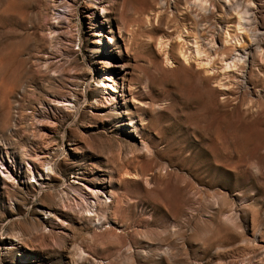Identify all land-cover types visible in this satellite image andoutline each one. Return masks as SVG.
<instances>
[{"label": "rangeland", "instance_id": "obj_1", "mask_svg": "<svg viewBox=\"0 0 264 264\" xmlns=\"http://www.w3.org/2000/svg\"><path fill=\"white\" fill-rule=\"evenodd\" d=\"M186 1L0 0V264H264V55L244 86L206 47L211 73L184 64L235 22Z\"/></svg>", "mask_w": 264, "mask_h": 264}, {"label": "bare ground", "instance_id": "obj_2", "mask_svg": "<svg viewBox=\"0 0 264 264\" xmlns=\"http://www.w3.org/2000/svg\"><path fill=\"white\" fill-rule=\"evenodd\" d=\"M171 1L175 3L176 0H171ZM256 1L264 4V0H256ZM104 2H109V0H104ZM174 3H172V4L174 5ZM167 4L168 3H164V1H163V3L161 4L162 8H165V6ZM185 5H186V7H185ZM216 5H219L221 7L222 15L224 17L234 16V18H235V22H233L234 26H233V30H232L233 32L232 33H229L228 31H224V27L223 28L217 27L218 29L220 28V33L222 32V34H223V36H222L223 42L222 43L224 45H226V44L229 45V48H227V51L225 52L226 54L224 55V53L221 54L219 52L221 45L217 46V44H215L213 41L210 40L208 43H206V45L201 46V44L198 42V40L196 38H194V36L191 37L190 39H188V41H186L185 46L187 47V50L185 52H183L184 49L181 48V49H179V54L182 57L184 64L188 65L189 67L195 66L196 69H200V70H202L203 73L206 74L207 72L211 73V70H212V65H211L212 59L210 57L209 52L206 50V49H209V51L212 52L211 54H214L215 56H217L219 58V61H220L219 63L221 64L220 68L222 69V71L227 70L226 72H228V70H229V71H231L229 73H233L234 71L238 72L239 77H236L237 81L240 80V82L244 86L246 83L245 78H247V77H245V72H246V71H244L245 67L249 66L250 65L249 63L253 62L255 55H260L261 57H263V55H264V28L259 26V24H260L259 21H260L261 16L263 14L261 15L260 8L256 4V2L250 1V0H247V1H241V0H189V1L184 2V7L188 11V14L192 15L196 20L200 17H207V16L211 15L212 11H211L210 7H212L214 9V7ZM87 7H88L87 9L95 8L93 3H90V5ZM102 11H104L106 14L110 12L108 8H102ZM77 14H80L79 7L77 8ZM76 32H77L78 41L80 42V37H79L80 30L78 29V30H76ZM95 35H99V34H95ZM157 45H158L159 50L163 53V55L165 57L164 61L169 63L171 60V58H170L171 56L169 55L167 48H166L167 42L161 38L158 41ZM205 47H206V49H205ZM221 48H222V50L225 49L223 47H221ZM253 63H255V62H253ZM253 66H251V67H253ZM115 67H116L115 64L109 62L107 69H114ZM215 84H216V87L218 90L221 86H223V83L221 81H216ZM100 87H105V86L103 84H101ZM222 88L223 87H221L220 89H222ZM110 100H112V99H110ZM58 102L59 103L61 102L62 104L63 103H65V104L70 103V101L66 100V99H61ZM96 107L97 106H95V108ZM77 113L78 112H76L75 115ZM71 145H73V144H69L68 146H71ZM68 150L69 151L74 150V152L79 153V150L76 148L65 147V148H62L61 157L65 156L67 154ZM113 150H114L113 148L110 149V152H112ZM109 159H110V157L107 158V162L110 163L112 160L110 159L111 160L110 161ZM37 161H38V159H37ZM111 163H113L115 165V167H117L118 169H124L129 164V160L128 159H121V162L113 161ZM44 164H46V162ZM55 168H56L55 164L52 163L50 165L49 164L44 165V168L42 170L45 173V175L47 176L49 173L56 172ZM121 176L127 177V178H129V177L130 178H137L138 177L136 173H129V172H122ZM32 177H34V176H32ZM38 177L40 179H42L41 174H39ZM57 177H58V175H57ZM86 181L87 180L82 176V178H77V180L73 181L72 184L79 187L80 192L82 193V194H80V196H81L80 202L87 206L86 198L92 197V199H93L94 195H96L97 189L90 187L89 185H86V183H85ZM35 182L38 183V185L40 184L39 180H35ZM42 191L43 190H39L38 194H39V192H42ZM76 191H77V188H76ZM45 193H47V192H45ZM37 195L34 196L33 203L39 206L38 207L39 213L43 214V215H46V214L49 215L51 219L55 220L58 224L61 225L63 222L60 220L61 218L60 219L58 218L57 215H58V213L63 214L65 207H66L64 205V203H62L60 201L61 199L54 202V200L52 201V194H51V197L49 198L50 204H47L48 206H46L45 202H43L42 199H37ZM40 197L41 196H39L38 198H40ZM36 223H37L36 224L37 227H40L41 225H43V223L41 221H37Z\"/></svg>", "mask_w": 264, "mask_h": 264}]
</instances>
